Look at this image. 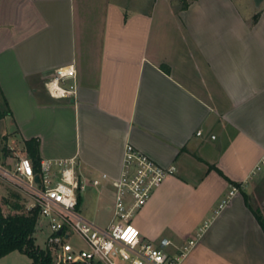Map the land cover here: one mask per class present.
<instances>
[{
	"label": "crops",
	"instance_id": "0c3cea01",
	"mask_svg": "<svg viewBox=\"0 0 264 264\" xmlns=\"http://www.w3.org/2000/svg\"><path fill=\"white\" fill-rule=\"evenodd\" d=\"M246 3L0 0V164L33 159L25 140L36 137L40 160L73 159L87 181L80 210L95 221L101 205L109 216L97 223L107 225L111 181L96 201L83 192L97 188L92 177L121 174L131 142L177 168L135 214L143 236L168 237L173 252L196 238L180 264H264L255 214L264 219V169L254 173L264 154V8L254 22L258 9ZM70 64L77 93L51 95L46 79ZM233 182L238 191L220 207ZM4 183L3 213L29 211L32 199ZM45 224L39 217V246ZM32 261L20 250L0 257Z\"/></svg>",
	"mask_w": 264,
	"mask_h": 264
},
{
	"label": "built area",
	"instance_id": "2783aa9c",
	"mask_svg": "<svg viewBox=\"0 0 264 264\" xmlns=\"http://www.w3.org/2000/svg\"><path fill=\"white\" fill-rule=\"evenodd\" d=\"M68 79H76L72 64L57 68L45 83L51 95L64 97L77 93L75 88L64 86ZM263 169L264 154L254 173ZM176 170L175 165L164 166L128 142L118 177L110 178L103 173L90 179L96 187L104 180L111 181L114 188V201L109 206L112 217L107 225L98 224L80 210L79 195L87 181L76 173L73 159H43L37 167L30 157H20L11 168L0 164V179L32 199L29 209H39L40 220L51 229L46 243L54 264H180L196 238L173 252L171 239L162 237L158 242L148 239L133 221L155 189ZM237 191L238 186L233 185L220 207Z\"/></svg>",
	"mask_w": 264,
	"mask_h": 264
},
{
	"label": "trees",
	"instance_id": "16d2710c",
	"mask_svg": "<svg viewBox=\"0 0 264 264\" xmlns=\"http://www.w3.org/2000/svg\"><path fill=\"white\" fill-rule=\"evenodd\" d=\"M188 3L183 5L186 8ZM260 12L254 15L256 22ZM164 68V66H163ZM168 71V68H166ZM28 154L34 159L38 167L40 162L39 140L36 137L25 140ZM236 186L239 183L233 182ZM82 197L79 196V203ZM257 218L264 228V219L258 211H255ZM39 209L33 208L29 211L17 212L5 215L0 205V257L13 251L20 250L32 258V264H54L53 255L46 247L42 248L36 243L35 232L39 224Z\"/></svg>",
	"mask_w": 264,
	"mask_h": 264
},
{
	"label": "rangeland",
	"instance_id": "374dc122",
	"mask_svg": "<svg viewBox=\"0 0 264 264\" xmlns=\"http://www.w3.org/2000/svg\"><path fill=\"white\" fill-rule=\"evenodd\" d=\"M171 1H172L173 5L176 8H178V7H182L183 5L189 3L190 0H171ZM236 1L240 4L241 7L242 6L244 7L245 5H247L246 2H248L250 7L251 8L254 7V8L258 9V10H256L258 12H259L260 9L264 8V0L262 1V3L259 6L255 5V1L254 0H236ZM254 15H253V18H254ZM71 84H72V80H68V81L64 82V86H66V87H70ZM5 121H6V123H9L10 118L5 119ZM10 126L11 127L9 129L12 130L13 129L12 125H10ZM4 184H5V187L9 190L8 194L11 193L10 191H14V192L18 191L17 188H15L11 183L10 184L9 183L8 184L4 183ZM89 189H90V191H89ZM101 189H103V188L102 187L95 188L93 186H88V190L86 192H83V194L86 197L89 192L92 193L93 198L96 201L98 191L101 190ZM82 211L85 212V213H88V211H86L84 205L82 206ZM90 216L93 219H95L96 222H98L100 224H104V223H106V221L108 219L109 212L104 210L101 205H98L96 207L95 206L93 207V209L91 210ZM41 227H42V225H41ZM50 232H51V229L46 224L43 225V227L40 230H38V232H37L38 233L37 234V242L40 244V246L42 248H46L47 247L46 240H47V236L50 234Z\"/></svg>",
	"mask_w": 264,
	"mask_h": 264
},
{
	"label": "water",
	"instance_id": "95a60500",
	"mask_svg": "<svg viewBox=\"0 0 264 264\" xmlns=\"http://www.w3.org/2000/svg\"><path fill=\"white\" fill-rule=\"evenodd\" d=\"M254 1H255V5L259 6L262 3L263 0H254Z\"/></svg>",
	"mask_w": 264,
	"mask_h": 264
}]
</instances>
